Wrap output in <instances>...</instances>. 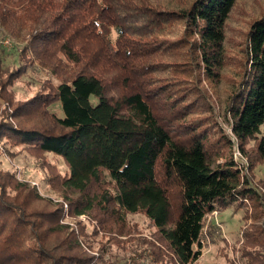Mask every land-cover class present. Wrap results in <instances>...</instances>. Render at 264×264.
<instances>
[{"label":"trees","instance_id":"1","mask_svg":"<svg viewBox=\"0 0 264 264\" xmlns=\"http://www.w3.org/2000/svg\"><path fill=\"white\" fill-rule=\"evenodd\" d=\"M237 1L0 0L26 44L10 70L0 54V144L41 159L61 198L0 168V264H121L114 246L124 264H192L231 203L250 221L244 264H264V10L219 110L209 92ZM23 77L37 90L14 104Z\"/></svg>","mask_w":264,"mask_h":264},{"label":"rangeland","instance_id":"2","mask_svg":"<svg viewBox=\"0 0 264 264\" xmlns=\"http://www.w3.org/2000/svg\"><path fill=\"white\" fill-rule=\"evenodd\" d=\"M263 10L264 0H238L231 12L226 26V51L224 54L226 60L224 69L225 77H222L216 89L212 86L210 88L209 86V92L212 93L213 99L216 102V110L220 108L217 98L224 99L227 95L228 88L232 84V82L229 81V77L232 71L238 67L237 61L240 57V44L245 39L248 26L251 21L263 12ZM7 40L9 43H6ZM24 45H26L25 40H17L0 29V47L2 46L5 48V50L0 48V54H2L6 60L3 68L11 69L14 63V57H16V54L19 53L18 50L22 49ZM27 80V77H23L14 82L11 88L12 94L15 96V99H17L14 104H20L22 99L28 98L36 92L37 86L35 84L31 85ZM236 151L237 150H235V152ZM49 159L58 164L62 173L68 171V167L62 156L56 157L50 154ZM244 162L247 167L246 171L252 176L253 172L250 171L249 162L246 158ZM0 168L15 172L17 178L23 181L28 180L42 195H49V197L53 198L55 201L61 199L47 184V180L45 179L47 176V169L43 166L42 160L34 157L28 151H24L18 147L5 148L0 144ZM261 176L264 177V163H262L255 172L256 178H260ZM261 191L264 193V187L261 188ZM63 205L67 207L66 203H63ZM244 213L245 209L243 207L236 203H231L221 208L217 214L213 216L210 215L207 221L208 224L215 223L213 232L206 237L203 242L202 256L192 264H244L240 255V247L243 242L242 230L243 227L250 223L249 220L247 224L245 223ZM130 218L144 225V231L148 234L155 228L152 219L148 218V216L143 213L130 215ZM75 228L76 231H78L77 227ZM112 250L115 258L121 260L120 263L124 264V255L128 254L122 253L120 250L118 251L115 246Z\"/></svg>","mask_w":264,"mask_h":264},{"label":"built area","instance_id":"3","mask_svg":"<svg viewBox=\"0 0 264 264\" xmlns=\"http://www.w3.org/2000/svg\"><path fill=\"white\" fill-rule=\"evenodd\" d=\"M6 43H9V41L7 40ZM235 154H236V155H235V158H236V159L241 158V154H240V152H239L238 149H237V151L235 152ZM214 214H217V211H215ZM214 214H213V215H214Z\"/></svg>","mask_w":264,"mask_h":264}]
</instances>
